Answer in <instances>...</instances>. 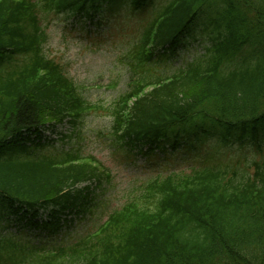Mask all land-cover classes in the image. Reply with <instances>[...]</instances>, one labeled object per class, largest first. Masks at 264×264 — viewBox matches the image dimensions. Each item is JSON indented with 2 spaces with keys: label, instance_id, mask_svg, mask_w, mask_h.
<instances>
[{
  "label": "trees",
  "instance_id": "trees-1",
  "mask_svg": "<svg viewBox=\"0 0 264 264\" xmlns=\"http://www.w3.org/2000/svg\"><path fill=\"white\" fill-rule=\"evenodd\" d=\"M105 3L111 13L115 6L132 12L154 2L0 0L3 218L29 217L30 223L40 208H51L53 218L65 209L86 211L89 193L75 185L100 179L97 166L72 153L35 155L25 141L44 124L65 118L76 124L98 107L45 54L43 15L91 16ZM206 8L215 12L204 53L170 73L147 75L152 51H166L188 35ZM132 62L129 89L107 109L117 142L153 152L217 134L222 144L253 142L260 158L243 167L200 163L148 179L94 231L54 249L0 235L2 264H264V149L258 143L264 135V0H168Z\"/></svg>",
  "mask_w": 264,
  "mask_h": 264
},
{
  "label": "rangeland",
  "instance_id": "rangeland-1",
  "mask_svg": "<svg viewBox=\"0 0 264 264\" xmlns=\"http://www.w3.org/2000/svg\"><path fill=\"white\" fill-rule=\"evenodd\" d=\"M162 1L164 0H157L156 6ZM126 8L123 6L119 10L116 14L118 17L108 21L103 20L99 25L88 23L87 20L75 22L73 17L54 13L48 14L44 21L49 23L46 54L63 64L68 76L82 86V91L90 102L106 107L128 88L130 71L126 56L134 32H129ZM139 14L144 18L141 11ZM137 18L139 17L133 16V19ZM196 35L198 38L204 37L200 34V30ZM206 44L207 41L201 42L200 39L189 40L186 49L180 50L176 60L170 67L167 66L169 69L162 65H158L155 69L170 71L182 66L200 54ZM151 70L154 72L152 67ZM110 126L111 120L105 111H92L82 118L80 125L76 126V134L72 135L71 139L63 143L61 141L54 143L58 150L76 147L83 155L94 156L97 166L105 175L102 176L103 182L94 193L92 211L86 212L83 218L68 223V226L55 237V242L73 240L94 229L113 208L122 205L131 192L138 191L137 188L150 178L163 176L172 171L188 170L199 160L211 159L213 162L236 163L243 167L253 158H260V154L254 153L249 144H232L217 148V144L212 139L206 140L202 145L191 147L190 152L168 150L149 156L134 152L132 155L112 141ZM70 130L67 124L61 129L65 133ZM45 137L55 138L56 134ZM260 142L264 149L263 141ZM52 150L53 148L48 147L41 153H49ZM26 233L37 236L38 231ZM27 237L32 238L29 235ZM37 237L42 242L49 240V237ZM34 241L36 243L38 240L34 238Z\"/></svg>",
  "mask_w": 264,
  "mask_h": 264
}]
</instances>
